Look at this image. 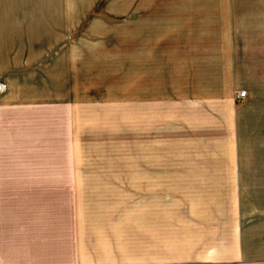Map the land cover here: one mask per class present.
Returning <instances> with one entry per match:
<instances>
[{
	"label": "crops",
	"instance_id": "crops-1",
	"mask_svg": "<svg viewBox=\"0 0 264 264\" xmlns=\"http://www.w3.org/2000/svg\"><path fill=\"white\" fill-rule=\"evenodd\" d=\"M83 5L0 0V264H130L110 255L130 244L85 240L83 105L68 97L65 61L52 62V43L68 41V10ZM189 5L175 9L221 12L188 14L176 33L146 35L154 44L139 56V180L200 193H188L189 205L198 200L181 227L161 229L157 216L142 224L139 264H264V161L239 160L240 83L218 44L240 41L234 11L243 6Z\"/></svg>",
	"mask_w": 264,
	"mask_h": 264
},
{
	"label": "rangeland",
	"instance_id": "rangeland-1",
	"mask_svg": "<svg viewBox=\"0 0 264 264\" xmlns=\"http://www.w3.org/2000/svg\"><path fill=\"white\" fill-rule=\"evenodd\" d=\"M78 1H83L87 8L68 10L67 27H62L68 41L53 42L51 47L52 62L65 61L67 64L69 99H79L83 105L84 236L88 241L114 242L115 246L120 242L130 244L129 252L116 246V251L111 250L110 255L116 263L120 258L121 262L139 264L138 242L141 241L139 229L142 224V229L147 225L149 229L155 225L157 216L161 229L181 227L187 222L189 206H194L198 200L189 205L188 193H192V198L200 193L196 187L152 188L140 183L139 148L142 140L146 146V127L143 123V135L139 114V56L143 48L154 44L146 43V35L176 33V21L182 28L188 14L193 18L197 13L206 16L221 12L178 10L176 7H187L188 4L191 8L219 7L221 1L243 6V9L234 11L240 23L235 37L241 38L240 41L218 44L234 58L240 83L238 90L247 91V97L241 99L243 102H239L236 108L239 160L263 162L264 0ZM141 2L152 9H139ZM129 5L131 8L127 9ZM158 44L163 49V46L186 43ZM77 130L79 135V125ZM150 189L152 192L155 189L158 195L152 197Z\"/></svg>",
	"mask_w": 264,
	"mask_h": 264
},
{
	"label": "built area",
	"instance_id": "built-area-1",
	"mask_svg": "<svg viewBox=\"0 0 264 264\" xmlns=\"http://www.w3.org/2000/svg\"><path fill=\"white\" fill-rule=\"evenodd\" d=\"M4 87H5V84L0 82V92H3L4 91ZM246 92L245 90H243L242 92L239 91L237 94H236V97L238 99H245L247 96H246Z\"/></svg>",
	"mask_w": 264,
	"mask_h": 264
}]
</instances>
